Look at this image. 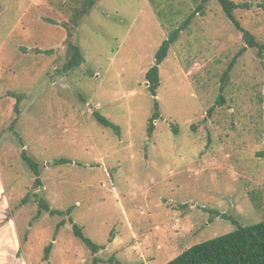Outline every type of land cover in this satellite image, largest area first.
Returning a JSON list of instances; mask_svg holds the SVG:
<instances>
[{
    "label": "rangeland",
    "instance_id": "1",
    "mask_svg": "<svg viewBox=\"0 0 264 264\" xmlns=\"http://www.w3.org/2000/svg\"><path fill=\"white\" fill-rule=\"evenodd\" d=\"M231 1L264 45V0ZM83 2L0 0V264H166L235 230L212 211L241 226L264 221V51L238 56L242 33L217 1L204 4L160 66L161 117L149 135L146 72L202 0H97L74 26ZM70 43L83 61L65 72ZM35 194L73 207V222L104 249L88 250L67 217L55 234L63 217L36 218Z\"/></svg>",
    "mask_w": 264,
    "mask_h": 264
},
{
    "label": "trees",
    "instance_id": "2",
    "mask_svg": "<svg viewBox=\"0 0 264 264\" xmlns=\"http://www.w3.org/2000/svg\"><path fill=\"white\" fill-rule=\"evenodd\" d=\"M210 1L212 0H202V5L198 6L196 11L189 15L178 28L172 30L169 33L168 38L163 41L155 54V62L153 66L146 72L145 79L148 86L147 89L150 92L151 96L154 97V113L149 121L148 126L149 135H152L155 130V121L161 117L159 111V103L157 101V91L161 85L160 66L167 58L173 44L176 43L179 39L181 32L189 27L192 19L202 10L203 5ZM215 1L220 4L225 16L233 24V26L242 33L243 39L246 43V47L239 51L238 56L244 54L248 48H258L259 54H262L264 51V45L259 44L256 41L255 37L241 26L240 22L235 16V10L239 6L231 0ZM96 2L97 0H84L82 7L74 10V14L71 20L74 26L79 25V20L89 14L91 9L96 5ZM71 36V32H69V37ZM68 55L70 58L63 68L65 72L77 69L83 61V56L80 48L73 43L69 44ZM236 59L237 58L233 59V61L226 69L224 77L230 74L235 65ZM223 90L224 84L221 86V95H219L218 97L217 105H222L224 102V97L222 96ZM16 99V109L18 110V102L21 98L20 96H17ZM212 110L213 108L209 110V114L212 112ZM93 116L101 126L112 129L118 136L121 134L120 128L112 123L108 118L103 116L100 112L94 111ZM22 159L26 162L28 167L36 176L35 186L41 185L40 169L38 163L33 158L28 156L25 151L22 153ZM55 163L58 165H62L72 163V161L65 158H60L57 159ZM34 197L36 198V202L38 203L36 218H40L43 212L48 213L50 216L63 217V219L58 223L56 227L55 234H58L60 229L67 224L64 219L65 217H67L69 219V222L72 224V231L74 236L79 239L88 250H90L93 254H96L104 249V246L93 242L84 234L83 230L73 222V219L71 217L73 207H69L64 211L53 209L44 198L38 197V195L36 194L34 195ZM29 200L30 197L26 196L22 200V202L27 203ZM212 212L222 219L231 221L234 225H236L235 230L230 233L193 245L166 264H264V221L248 226H241L237 223L235 218L215 211ZM52 248L53 243H50L45 248V260L49 259ZM97 262V260H94V264H97ZM115 264L122 263H120V261H116Z\"/></svg>",
    "mask_w": 264,
    "mask_h": 264
}]
</instances>
